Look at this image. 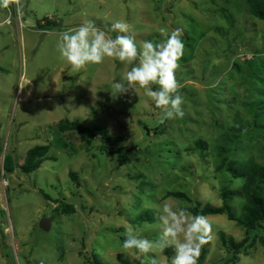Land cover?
Listing matches in <instances>:
<instances>
[{
	"label": "rangeland",
	"instance_id": "rangeland-1",
	"mask_svg": "<svg viewBox=\"0 0 264 264\" xmlns=\"http://www.w3.org/2000/svg\"><path fill=\"white\" fill-rule=\"evenodd\" d=\"M44 19L51 25L39 28ZM86 20L113 38L111 24L125 21L138 46L163 40L160 28H181L184 116L161 124L143 89L114 93L112 83L133 65L105 58L74 71L57 41ZM0 25V169L5 154L21 165L30 148L49 147L35 172L1 171L0 264H91L93 255L101 264H140L122 248L128 228L156 240L164 202L219 206L223 190L235 193L230 206L239 216L243 181L222 164L264 165V20L250 14L247 0H20L19 12L15 2L0 8ZM62 119L121 141L107 154L100 137L86 143L75 131L60 132ZM144 212L152 223L138 221ZM50 217L43 231L39 221ZM206 217L212 232L201 264H264L257 241L226 263L219 232L239 242L245 229L224 215ZM155 254L166 264L164 252Z\"/></svg>",
	"mask_w": 264,
	"mask_h": 264
},
{
	"label": "clouds",
	"instance_id": "clouds-1",
	"mask_svg": "<svg viewBox=\"0 0 264 264\" xmlns=\"http://www.w3.org/2000/svg\"><path fill=\"white\" fill-rule=\"evenodd\" d=\"M13 2L19 12L20 0H0V8L7 9ZM8 22L10 17L3 21ZM111 31L118 34L113 38L94 21L86 20L78 27L59 34L57 50L76 72L88 65H100L105 58L133 65L121 79L112 83L114 93L135 94L136 87H139L161 110L159 123L182 118L183 97L179 94L182 85L176 77L184 54L182 29L177 27L169 33L166 28H160L163 40L158 43L145 40L139 46L135 36L130 34L127 22L115 21L111 24ZM217 83L210 86L216 87ZM153 85H157L158 90H153ZM159 219L161 233L156 240L128 228L122 248L125 251L134 250L133 259L139 260L140 264H160L156 250L163 252L168 247H172L175 253L171 264H198L201 248L211 238L212 224L207 217L193 215L186 208L164 202Z\"/></svg>",
	"mask_w": 264,
	"mask_h": 264
},
{
	"label": "trees",
	"instance_id": "trees-1",
	"mask_svg": "<svg viewBox=\"0 0 264 264\" xmlns=\"http://www.w3.org/2000/svg\"><path fill=\"white\" fill-rule=\"evenodd\" d=\"M249 12L252 16L259 20H264V0H247ZM51 22L44 19L43 25L37 23L39 28L49 27ZM2 71V69H0ZM57 129L60 132L75 131L82 140L89 143L92 137H100L105 142V150L107 154L113 153V149L121 139L111 137L104 128L95 127L92 131L83 127L78 121H69L62 119L57 124ZM2 144L0 142V157L2 154ZM49 147L47 145L34 146L27 150L23 163L18 165L12 155L5 154L0 169L3 175L11 174L15 169H18L22 174L28 175L39 169L44 160L47 159ZM117 162L123 164L126 160V153L122 149H118ZM222 167L230 175L232 179H239L243 181L240 189V195L243 198V205L238 217H235L231 211V200L235 193L231 190H223L220 194L221 204L214 206L210 204L199 205L194 204L187 210L193 215L215 216L224 215L228 221H235L245 229L246 237L236 242L231 236L219 232L218 240L221 246L227 252L226 263H235L238 256L251 248L257 241L264 247V235H262V224H264V165L253 162H241L237 160H229L222 164ZM221 169V168H220ZM72 176L71 173H69ZM168 197H174L179 200L190 201L189 198L180 192L167 193ZM68 211H72L68 208ZM139 222L147 221L152 223L154 221L153 215L144 212L138 217ZM124 240V239H122ZM164 255L166 264H171V253L169 249H165ZM206 253L205 245L202 246L198 264H201ZM91 264H101L93 255L90 260ZM225 264V263H224Z\"/></svg>",
	"mask_w": 264,
	"mask_h": 264
},
{
	"label": "water",
	"instance_id": "water-1",
	"mask_svg": "<svg viewBox=\"0 0 264 264\" xmlns=\"http://www.w3.org/2000/svg\"><path fill=\"white\" fill-rule=\"evenodd\" d=\"M3 161V160H2ZM53 217L50 218H43L39 221V228H41L43 231H47L49 228L50 221L52 220Z\"/></svg>",
	"mask_w": 264,
	"mask_h": 264
},
{
	"label": "built area",
	"instance_id": "built-area-1",
	"mask_svg": "<svg viewBox=\"0 0 264 264\" xmlns=\"http://www.w3.org/2000/svg\"><path fill=\"white\" fill-rule=\"evenodd\" d=\"M7 19H8V17H7ZM9 23V22H8ZM8 23H5V24H8Z\"/></svg>",
	"mask_w": 264,
	"mask_h": 264
}]
</instances>
